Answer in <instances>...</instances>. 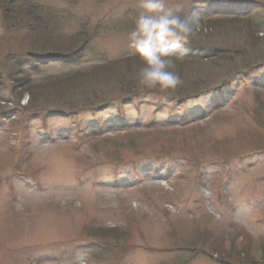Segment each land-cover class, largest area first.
<instances>
[{"label": "rangeland", "instance_id": "rangeland-1", "mask_svg": "<svg viewBox=\"0 0 264 264\" xmlns=\"http://www.w3.org/2000/svg\"><path fill=\"white\" fill-rule=\"evenodd\" d=\"M208 1L230 5L213 6V11L243 7L254 11L253 5L231 3H264L168 0V4L178 13L203 15ZM42 2L58 14L63 36L85 28L95 31L96 37L69 62L39 65L41 75L85 70L132 53L127 34L140 12L139 0ZM11 35L0 29V62L8 51L27 46L25 30ZM257 37L264 38L263 32ZM223 40L213 42L221 47L247 46L243 38L234 42L231 38L230 44ZM262 42L259 48L264 53ZM205 64L182 76L208 74L207 83L225 74L214 63ZM139 68L130 66L110 78L94 77L82 87L86 95L100 91L99 100L111 98L116 96V80L131 83ZM255 79L262 83L255 84ZM236 89L231 101L229 88L176 106L152 94L141 95L127 104L113 101L100 113L62 118L46 112L17 126L13 109L18 95L11 92L10 83L0 85V264H233L229 252L264 240V67ZM45 94L43 104L51 109L58 99ZM221 99L224 105L215 112L212 108ZM27 100L25 95L20 105ZM192 119L198 122L171 130ZM148 123L167 134L142 130L132 143L121 142L122 130L100 136L115 135L112 142L87 135ZM98 229L108 233L97 234ZM216 241L215 249L228 256L224 262L210 247ZM241 260L238 264H247Z\"/></svg>", "mask_w": 264, "mask_h": 264}, {"label": "trees", "instance_id": "trees-1", "mask_svg": "<svg viewBox=\"0 0 264 264\" xmlns=\"http://www.w3.org/2000/svg\"><path fill=\"white\" fill-rule=\"evenodd\" d=\"M231 4V6L253 5L255 10L251 11L248 7H243L238 11H214L201 16L203 25L201 32L186 45L188 48L187 54L183 59L177 60L173 69L182 79V83L176 88L161 91L157 88L140 86L138 79L130 81L131 83L125 79H117L118 85L115 86L116 96L99 100L97 97L102 94L100 91H92L93 89H91L92 92L86 95L82 85L93 80L94 77L105 76L107 78L108 76L110 78L115 76L118 71L127 70L130 66L138 65L140 67L138 58L131 53L125 57L106 61L88 70H79L62 75H41L38 69H34L35 66L56 62V60L63 62L67 58L75 57L76 53L82 51V48L89 45L96 37V32L90 33L85 28H82L73 34L63 36V34L59 33L63 24L57 21L58 17L56 15L58 14H54L51 9H46L42 0H0V29L4 30V34L12 36V31L25 30L27 32L25 41L27 46L19 48V52L8 51L5 61L0 62V85L10 83L11 92L17 94L19 98L13 109L16 115V122L14 121V123L19 126L24 123L25 117L45 114L46 112L62 117L76 116L86 112L95 113L113 101L126 104V102H130L131 99H137L141 95L152 94L157 96L158 99H164L171 104H182L186 100L206 92L223 88H234L228 92L229 100H233V96L236 97V88L240 82L247 81L250 73L264 66V53H262V48H259V42L263 41L262 43H264V38L262 40L257 37L260 31L263 32L264 36V3L240 1ZM257 20H262L263 23L258 25ZM237 30L238 32H236ZM231 38L233 42L243 38L247 46H234L231 44V46L225 45L221 47L213 42L216 40L224 42L223 39H226L225 44H230L228 41ZM199 41H204L205 43H198ZM5 42L8 43L7 40ZM20 58L33 62V74L24 69L25 63L22 60L18 62ZM207 62L214 63V68L223 71L225 74L223 73L224 75L216 77L213 82L210 79V82L207 83L205 78L208 74H197L196 78L193 77L191 79L182 76L185 71L194 70V68L201 66L203 68ZM135 82L139 84L140 89L135 85ZM254 82L256 84V81ZM72 92L74 93L73 95H71ZM45 93H52L55 95L53 98L58 99L52 104L51 109L46 107V104H43L46 102L44 100L47 99L44 96L46 95ZM65 94L71 97H66ZM25 95L28 97L27 103L21 106L20 99ZM69 98L73 100L70 101ZM257 99H260V97H257ZM7 102L3 101L2 103L6 104ZM118 116L121 115L117 111ZM199 126H192L190 129L193 131ZM181 129H184V127L178 130H171L179 131ZM142 130L146 133L154 131L157 136L167 134L165 130L158 129V131H155L157 129L150 130L147 128L144 130L141 127L133 131H127L122 135L117 134L125 137L121 142L132 143L138 136H142V132H140ZM98 139L104 143L112 142L115 139V135ZM98 230L97 234L106 235L108 233L107 230ZM257 242L258 244L254 243L253 247H251L249 242H246L248 246L245 243L241 244V250L229 252L230 258L228 259L233 264L240 263L241 259L246 260L247 264H264V240ZM216 243L217 241L212 246L210 244V247H213L214 253L220 258V261L224 262L225 260L222 259L228 256L215 249ZM252 253H256L259 257L255 255L256 258H251L250 256H254Z\"/></svg>", "mask_w": 264, "mask_h": 264}, {"label": "clouds", "instance_id": "clouds-1", "mask_svg": "<svg viewBox=\"0 0 264 264\" xmlns=\"http://www.w3.org/2000/svg\"><path fill=\"white\" fill-rule=\"evenodd\" d=\"M139 7L127 34V46L141 65L138 82L161 91L174 89L182 79L173 69L187 54L186 45L201 32V14H179L168 0H139Z\"/></svg>", "mask_w": 264, "mask_h": 264}]
</instances>
